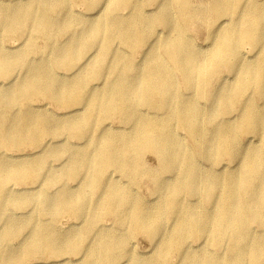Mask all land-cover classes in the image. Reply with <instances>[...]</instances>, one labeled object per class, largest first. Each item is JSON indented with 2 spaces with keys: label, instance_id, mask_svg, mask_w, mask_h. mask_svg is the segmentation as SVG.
<instances>
[{
  "label": "bare ground",
  "instance_id": "bare-ground-1",
  "mask_svg": "<svg viewBox=\"0 0 264 264\" xmlns=\"http://www.w3.org/2000/svg\"><path fill=\"white\" fill-rule=\"evenodd\" d=\"M77 1L92 13L77 16ZM194 2L15 0L9 11L0 0V38L28 32L17 56L0 43V75L26 67L0 90L1 236L30 228L18 253L0 246V264L66 251L80 254L78 264H169L172 254L176 264H264V0ZM193 23L205 28L204 48L187 34ZM59 36L65 40L57 44ZM38 37L44 45L34 64L29 54ZM53 60L71 74L53 73ZM32 96L69 108L63 116L71 117L58 122L38 113ZM114 116L122 130L129 125L127 134L107 127ZM61 133L86 139L74 149L44 145L26 161L4 156ZM146 152L156 155L157 168L142 162ZM50 157L64 160L53 166ZM112 169L128 184L116 181ZM142 179L156 196L149 204L130 187ZM19 182L32 185L26 195L13 189ZM12 206L28 210L19 219L4 216ZM39 212L83 213V228L59 232ZM106 215L123 232L102 226ZM127 227L151 236L149 256L127 246ZM88 231L95 237L89 242Z\"/></svg>",
  "mask_w": 264,
  "mask_h": 264
},
{
  "label": "rangeland",
  "instance_id": "rangeland-1",
  "mask_svg": "<svg viewBox=\"0 0 264 264\" xmlns=\"http://www.w3.org/2000/svg\"><path fill=\"white\" fill-rule=\"evenodd\" d=\"M3 3L2 4H6L7 5V10L11 11L13 9L14 4H11L12 2H15V0H1ZM12 1V2H10ZM199 0H195L194 4H196V2H198ZM1 4V3H0ZM153 8V6H148L146 9H151ZM103 9V8H102ZM108 9V6H106V8H104V12H106V10ZM73 10L74 13L77 16H81V15H86V14H90L92 13V11L88 10L87 6L80 1L75 2V4L73 5ZM124 11L123 14H126V10H122ZM101 12H99V14L96 16V18L100 17ZM91 20H95V19H91ZM0 34H2V32L0 31ZM187 34H189L191 36L192 39V43L197 47H205L206 44L208 43L205 39H206V33H205V28L203 25L198 24V23H193L191 24V26L189 27V30L187 32ZM28 35V32H24L22 35H16V34H10L8 36L4 35L3 37L0 38V43L2 44L1 47H4V49H7L9 51H12V53L9 54V56H17L19 54H21V49H19L18 47H20L22 45V41L26 39ZM1 36V35H0ZM64 37H58L56 40L57 44H60L64 41ZM37 47L36 49L31 52L29 54L30 60L31 62H33L34 64L40 59L41 54L39 52L40 47H42V45H44V41L41 37L37 38ZM208 51V50H205ZM136 54H133V59L136 61V63L138 65L142 64V60L143 57H141L140 52L136 51ZM51 64V71L53 73H57L56 75H58L60 78H67V76H69L71 74V71H69L67 69V67L65 66H57L58 63L57 61L53 60L50 61ZM49 66V64H48ZM25 66H19L15 69H13L12 71L0 75V90H3L5 88L11 87L13 83L17 82L20 77L25 73ZM178 80L180 81L179 77H177ZM94 82H91V84H93ZM182 90H184V87L182 85L181 87ZM10 91H6L5 95H9ZM4 98V97H3ZM30 102H32L33 107L35 108L34 110L37 111L38 113H44L47 114L49 116L52 117H57L58 122H60L61 120H65L68 117L71 116H67L64 117L63 114H66L67 111L69 110V108L64 107L63 105H59L57 104L54 100L51 99H47L44 97H40V96H32L29 99ZM203 103V102H202ZM77 108H79L78 114L82 109V105L76 106ZM7 112L10 113H14L17 110L14 109H6ZM64 117V118H63ZM58 124V123H57ZM105 124L107 125V127L109 126L110 129L118 132H123L124 134H127L128 132V126H126L127 129L122 130L121 128L124 126V123L121 121V119L117 116H114L108 120H106ZM55 127V126H54ZM53 127V128H54ZM93 127H94V123H93ZM179 134V138L181 139L182 143L185 145H188V147H192L193 143L192 141L189 139L188 135L186 134V132L184 130H179L178 131ZM42 144L40 146L34 147V146H25L22 148H12L9 150H6L4 152V156H7L8 158L11 159H16V160H23L26 161L30 156H34L36 155L37 152L41 151L42 146L47 145V146H54L57 142H60V145H66L67 143L69 145L70 148L74 149L77 147L76 144H83L84 140L86 138L83 137H71L66 133H61L59 134V137L57 136H53V135H44V137H42ZM244 139V138H242ZM254 142H256V138L251 139L250 144H253ZM192 144V146H191ZM193 148V147H192ZM191 148V149H192ZM67 155L65 154L64 157H66ZM196 158L202 163V159L199 155H196ZM142 162L150 167V168H157L158 167V158L156 157V155L154 153H150V152H146L142 155ZM64 160L63 159H54L53 157H50L49 161L51 163V165L55 166L58 165V163L62 162ZM22 161V162H23ZM230 160L227 156H224L221 160V162L223 163H228ZM62 168V167H59ZM113 174L112 176L116 179V181L118 182H122L124 184H128V179L121 175L120 173H118L116 170L112 169ZM31 182V181H30ZM75 182L73 180L67 181L65 188H69V185H73ZM83 183H80L79 187L82 186ZM32 185L30 183H25V182H19L14 184L13 189L20 193V195H26L28 192V189L31 187ZM134 191H136V193L138 192V194L140 196H142L147 204L153 202L156 200V196H153L151 193V188H152V182L151 181H147L145 179H142L137 185L133 184L130 186ZM49 192L53 193L55 192V188H49L48 189ZM13 207V206H12ZM32 208V213L34 211L37 210V207H31ZM26 208H17V207H13V208H9L6 213L4 214V216H7L8 214H12L14 215L15 218L19 219L24 217V215H22L24 212H26L27 210H25ZM25 210V211H23ZM52 209L47 210V212H50ZM31 213V214H32ZM83 213L81 216H77L73 217L71 214L69 213H58L54 218H53V212L46 213V212H42V213H38L37 218H39L42 221L48 220L49 218L52 219V221L55 223V227L59 232H65L67 230L70 229H82L83 225L82 223H80V221L84 218L83 217ZM100 223L102 224V226L106 227L107 229L113 228L115 227L117 229L118 232H123V226H118L112 217L106 215V216H102L101 217V221ZM4 230V225L3 222H0V246H4V248H12V250H14L15 252L18 253V250H20L23 246L22 241L27 239L30 235V228H25L23 231H21L20 233H12L11 235H9L8 237L5 238V236H1ZM126 232V234L129 237V241H128V247H132L133 248V253L136 256L139 257H145V256H149L152 253V248H153V244L154 241L152 240L151 236L149 234H147L146 232H144L141 229H129L127 227V229L124 231ZM95 237L92 235L91 232L88 231L87 233V242H89L90 240L94 239ZM197 242H193V244L195 245ZM213 249V248H212ZM211 249V250H212ZM213 251V250H212ZM60 256H54L53 254H44V255H40V254H31L29 257L27 258H23V256H18L15 262H18L17 264H61V262H64L65 264H78L80 261V254H76V253H72L70 251H66L63 253H58ZM57 261H59V263H57ZM124 261V260H122ZM177 259L175 257L174 254L171 255L170 257V261L169 264H176Z\"/></svg>",
  "mask_w": 264,
  "mask_h": 264
}]
</instances>
